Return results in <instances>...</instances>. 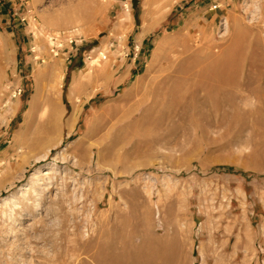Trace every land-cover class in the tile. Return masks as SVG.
Listing matches in <instances>:
<instances>
[{
  "label": "rangeland",
  "instance_id": "1",
  "mask_svg": "<svg viewBox=\"0 0 264 264\" xmlns=\"http://www.w3.org/2000/svg\"><path fill=\"white\" fill-rule=\"evenodd\" d=\"M233 43L224 95L143 100ZM91 254L264 264V0H0V264Z\"/></svg>",
  "mask_w": 264,
  "mask_h": 264
},
{
  "label": "bare ground",
  "instance_id": "2",
  "mask_svg": "<svg viewBox=\"0 0 264 264\" xmlns=\"http://www.w3.org/2000/svg\"><path fill=\"white\" fill-rule=\"evenodd\" d=\"M229 17H230L229 18V21H230V19H232L231 18V15ZM238 49H239L238 44L237 43H233L230 47H228L222 53V55L220 56L219 59H216V61L212 65L209 66V64H208L209 67L208 66L206 67L204 65L205 68L203 67V70L201 68H200V70L199 69L198 70H194V68L196 67L195 66V64H196L195 59H192L191 61H189V63H187L185 65H182L181 64V65H178V66H173L170 63L166 67L167 68V71L165 72V74L161 75V77H160L159 80H156L154 82H151L150 80L148 81V83L146 84V87H147L146 90L145 91H142L143 93H141L143 95V100H145V101L146 100H150V101H152V105H155V98H156V96H158L160 94H165V95H168V96H172L176 92H178L179 89L181 90L180 87L182 85H184V87H182V88L184 89L185 93H187V92H190L191 93L192 92L193 95H197V93H199V92L203 93V98H202L203 101H205V97L206 96L207 97L209 96V98H210L211 97L210 95H212V94L224 95V93L226 92L225 90H228L229 87L232 86L233 83L235 82V80L233 81V78H234V75H235V73L237 71L236 70V63H237V59H238V56H239L238 55L239 54ZM186 51H187V49L184 48L179 54H184V53H186ZM178 57H180V55ZM153 62H155V61H153ZM150 64H151V61H150ZM157 65H156V68L158 67ZM159 67H158V72H160V70H161V72H163L162 69L159 68ZM153 71H154V69H153ZM156 71H157V69H156ZM173 71H174V73L176 72V73L179 74V76L176 77V78H178L182 82H186L187 84H185V83L184 84H179L178 82H175V83L173 82L171 84L170 83L171 82V79L175 75H172L169 72H173ZM158 72H155L154 75H156V73H158ZM150 74H152V73H150ZM185 74H188V75L185 76ZM182 75H184V77H182ZM157 76H154V77H157ZM150 77H152V76H150ZM154 77L153 78H150V79H153V80L156 79ZM36 101H37V99H36ZM45 102H46V100H45ZM35 104H37V103H35ZM49 104L52 105L50 109L51 110H54L52 108L55 105H57V102L55 101V99H51L49 101ZM49 104L47 103V106L48 107H50ZM38 105H39V103L37 104V106L35 105L36 106L35 107L36 109H34V110H38L37 109ZM48 110H49V108H47V112H50V113H48V115L51 114L50 116H52L53 115L52 114V111L51 110L48 111ZM31 114L32 113H30V115ZM34 114H35V112H34ZM33 117H32V119H33ZM46 117L47 116H45V118ZM46 119H48V118H46ZM46 119H45V121H43V123H46V121H48ZM70 120L67 121L68 122L67 125H69ZM99 257L100 256L97 257L96 254L95 255L94 254H91L90 257L88 258V260H89L90 264H123L124 263L123 258L119 259V257H115V256L109 255V254L103 255V257H101V259ZM120 257H122V256H120ZM141 258H142V254H141Z\"/></svg>",
  "mask_w": 264,
  "mask_h": 264
},
{
  "label": "crops",
  "instance_id": "3",
  "mask_svg": "<svg viewBox=\"0 0 264 264\" xmlns=\"http://www.w3.org/2000/svg\"><path fill=\"white\" fill-rule=\"evenodd\" d=\"M233 6V5H232Z\"/></svg>",
  "mask_w": 264,
  "mask_h": 264
}]
</instances>
